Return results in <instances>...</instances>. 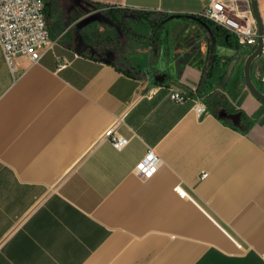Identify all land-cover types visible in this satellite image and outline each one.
<instances>
[{
	"label": "crops",
	"instance_id": "crops-1",
	"mask_svg": "<svg viewBox=\"0 0 264 264\" xmlns=\"http://www.w3.org/2000/svg\"><path fill=\"white\" fill-rule=\"evenodd\" d=\"M71 1L74 22L50 18L54 45L38 63L12 70L0 48V264H264V112L243 66L252 49L200 18L211 0H81L167 15L171 32L194 34L175 42L163 30L156 58L124 68L79 53L77 33L65 41L82 14ZM223 1L251 11L250 0ZM210 94L254 118L251 130L199 116L194 101ZM116 122L121 151L105 136ZM149 148L162 164L144 180L134 170Z\"/></svg>",
	"mask_w": 264,
	"mask_h": 264
},
{
	"label": "built area",
	"instance_id": "built-area-1",
	"mask_svg": "<svg viewBox=\"0 0 264 264\" xmlns=\"http://www.w3.org/2000/svg\"><path fill=\"white\" fill-rule=\"evenodd\" d=\"M200 18L227 31L240 46L253 50L257 45V22L250 10L243 12L235 3L211 0ZM53 45L43 0H0V48L12 70L16 69L17 61L22 59L38 63L43 53L52 49ZM65 66L66 64H62L59 68ZM186 95L185 91L176 90L171 94V99L176 103H183ZM194 110L199 116L209 112L202 98L195 99ZM117 124L118 122L108 129L105 136L117 151H121L128 145L129 139L117 132ZM161 164L162 159L153 148H149L134 172L141 179H151ZM174 192L182 199H192L182 185L175 186Z\"/></svg>",
	"mask_w": 264,
	"mask_h": 264
},
{
	"label": "rangeland",
	"instance_id": "rangeland-1",
	"mask_svg": "<svg viewBox=\"0 0 264 264\" xmlns=\"http://www.w3.org/2000/svg\"><path fill=\"white\" fill-rule=\"evenodd\" d=\"M109 9H98V11H101L102 13L106 14V12ZM118 11L121 12L124 20V30H117L116 28L101 22V21H91L84 26L81 27V32H85L86 35H89L92 39L94 37H98V39H94V41H98L97 43H101V46L93 48L97 52L105 53V56H107V53L113 52V59L112 61H116L120 66L127 68V64L129 62L131 63H140L144 64L147 63L148 59L150 58H156L155 53H153V50L150 49L154 44H158V42H161L162 36H159L160 40H157V34L155 33V25L164 18L163 15L158 13H145V12H137V11H131L128 9H119ZM53 14H51V18L53 19V16L55 17L54 22L59 23V21H65L62 19L61 16V9L59 2L56 3L52 8ZM80 17L75 20V23H81L83 20H85L87 17L84 14H80ZM168 23L171 25L170 21H172V18L169 16ZM71 21L74 22V19H71ZM69 22V20H68ZM48 23L50 24V20L48 19ZM174 23V22H173ZM70 24V22L68 23ZM168 24V25H169ZM175 24L181 25L182 27H185L186 24L177 22ZM173 24V25H175ZM165 26L164 30L165 33H173V37H175V42H188V41H194V34H191L189 36H185V33L183 29H173L171 32L170 26ZM181 32L180 39H178L179 35H177V31ZM82 34V33H81ZM175 34V35H174ZM184 36V38L181 39V37ZM168 37V42H171V39ZM173 40V39H172ZM100 41V42H99ZM75 46L78 47V42L76 40ZM155 48H158V46H155ZM163 49V48H162ZM158 48L162 54V50ZM148 51V52H147ZM149 53V55H148ZM251 54V53H250ZM149 57V58H148ZM264 60V56L261 57ZM246 61V60H245ZM245 64V62H244ZM243 64V66H244ZM261 77L259 81L257 82V87L264 92V89L261 88V85L264 84V76L262 75L264 72V62L260 61V64H258ZM263 80V82H262ZM262 112H264V104H262Z\"/></svg>",
	"mask_w": 264,
	"mask_h": 264
},
{
	"label": "trees",
	"instance_id": "trees-1",
	"mask_svg": "<svg viewBox=\"0 0 264 264\" xmlns=\"http://www.w3.org/2000/svg\"><path fill=\"white\" fill-rule=\"evenodd\" d=\"M43 1H44V10H45V15H46L47 21H48V19L50 20V18H51L50 15L53 14V12H52L53 6L59 2L60 9H61L60 13H61L62 19L67 21V22H68V20H69V22H72L70 20L69 14H68V10L71 7L70 0H43ZM106 15L108 17H110L111 20H113L115 23H117L120 26V29L124 30L125 18L123 17V15L121 14L120 11L113 10L112 8H109V10L106 12ZM169 19H170L169 16L165 15L164 18L161 19L160 21H158V23L155 25V33L157 34V37L162 36L163 30H164L165 26L168 24ZM204 21H206L207 26H209V27L211 26L210 21H208V20H204ZM48 25H49V32H50L51 26L49 23H48ZM58 28H59V26H58ZM76 33L78 34L76 29L73 28V29H71L70 33L65 34L63 36V38L65 37L66 42L74 43V40H75L74 37H75ZM81 33H82V36H83L86 44H88V45H90L96 49L98 47L97 50H99V46H101L102 42L99 41L100 43H97L98 41H94V39L96 40V39H98V37H94V39H92L89 35H86L85 32H81ZM161 42H164V39H162ZM81 54L90 56L92 58H97L98 56L102 57V59L105 58V53H101V52H97V51L95 54H92L90 51H85ZM210 67H211V65L208 67L206 74L204 73V76H207V78L211 77V68ZM199 88H200V90H199ZM199 88L197 89V91H201V85ZM204 102H205L207 108L209 110H211V112L215 116L221 118L226 124L236 127L237 129H239L243 133H248L254 125V122H255L254 118L249 117L243 111L232 106V104L228 101V99L224 95L210 94L208 96H204ZM233 116H238V122L237 123L234 122Z\"/></svg>",
	"mask_w": 264,
	"mask_h": 264
},
{
	"label": "water",
	"instance_id": "water-1",
	"mask_svg": "<svg viewBox=\"0 0 264 264\" xmlns=\"http://www.w3.org/2000/svg\"><path fill=\"white\" fill-rule=\"evenodd\" d=\"M73 7L75 9L84 14L87 18L83 20V22L78 23L75 26L76 31L78 32L77 35V42H78V52L83 53L85 51H90L92 54L96 53V50L93 49L92 46L85 43V40L80 33L81 27L85 24L91 22V21H101L104 22L117 30H121L120 26L115 23L113 20H111L110 17H108L106 14L102 13L101 11L96 10V8L89 6L86 3H83L81 0L76 1V4ZM250 8L251 12L254 15V18L257 22V28H258V40L257 45L254 48V50L251 52V54L247 57L244 65V80L246 87L248 91L262 104H264V92L261 91L253 82L252 76H251V68L252 64L255 60L261 58L263 56V48H264V28L262 24V20L260 18V14L258 12V6H257V0H250ZM113 59V52L107 53V56L103 58V60L107 63H111ZM160 81L164 80V76H160L158 78Z\"/></svg>",
	"mask_w": 264,
	"mask_h": 264
},
{
	"label": "flooded vegetation",
	"instance_id": "flooded-vegetation-1",
	"mask_svg": "<svg viewBox=\"0 0 264 264\" xmlns=\"http://www.w3.org/2000/svg\"><path fill=\"white\" fill-rule=\"evenodd\" d=\"M70 5H71V7H72V1L70 0Z\"/></svg>",
	"mask_w": 264,
	"mask_h": 264
}]
</instances>
